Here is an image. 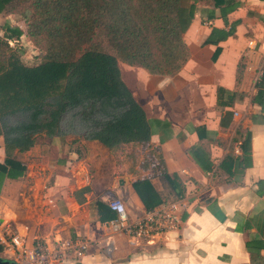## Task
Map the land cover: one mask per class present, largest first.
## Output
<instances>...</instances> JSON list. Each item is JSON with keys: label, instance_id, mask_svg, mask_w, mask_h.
<instances>
[{"label": "crops", "instance_id": "1", "mask_svg": "<svg viewBox=\"0 0 264 264\" xmlns=\"http://www.w3.org/2000/svg\"><path fill=\"white\" fill-rule=\"evenodd\" d=\"M237 1L224 24L219 10L183 0L182 12L194 6V16L183 33L189 59L176 75H150L118 62L150 125L143 160L135 143L110 151L98 141L79 144L74 135L38 133L32 148L14 152L25 171L0 187L2 218L29 238L79 236L93 243L82 258L60 264H264V104H252L256 91L249 93L264 63V0ZM218 88L235 93L232 107L218 106ZM227 111L232 119L222 125ZM238 130L251 135L249 157L220 169L226 157L242 159ZM163 173L176 176L182 188L178 229L140 243L112 234L102 208L106 197L121 199L134 220L146 211L134 183L147 179L161 203L179 196ZM0 259L7 260L2 252Z\"/></svg>", "mask_w": 264, "mask_h": 264}, {"label": "trees", "instance_id": "2", "mask_svg": "<svg viewBox=\"0 0 264 264\" xmlns=\"http://www.w3.org/2000/svg\"><path fill=\"white\" fill-rule=\"evenodd\" d=\"M14 2L15 7H8ZM182 2L0 0V15H23L25 25L24 30L0 24V136L5 149L0 187L5 179L22 177L25 167L14 152L28 151L41 132L47 138L82 135L110 151L150 141L148 119L122 82L117 65L136 66L150 75H176L189 59L183 33L194 16V6L182 12ZM195 2L219 10L224 24L239 5L237 0ZM23 37L42 53L40 66H25L20 52L9 46ZM60 68L68 71L64 83L56 73ZM242 70L240 61L237 84ZM255 88L251 103L263 105L264 70ZM234 95L218 88V106L232 107ZM232 115L227 111L220 124L225 125L227 117L231 121ZM236 134L243 138L242 159L226 157L220 169L229 164L234 168L249 157L250 133L238 130ZM163 177L175 196L182 193L176 176L163 173ZM134 190L146 211L167 202L161 203L147 179L134 183ZM102 208L107 221L116 217L108 206Z\"/></svg>", "mask_w": 264, "mask_h": 264}, {"label": "built area", "instance_id": "3", "mask_svg": "<svg viewBox=\"0 0 264 264\" xmlns=\"http://www.w3.org/2000/svg\"><path fill=\"white\" fill-rule=\"evenodd\" d=\"M16 43L12 40L9 44ZM248 48L254 49L253 41ZM264 68L254 73L249 93L256 91ZM236 116V114H234ZM184 199L179 195L176 199L162 203L157 208L144 211L142 216L130 219L129 212L121 199L107 196L106 203L116 217L109 221L108 226L114 235H125L130 241L140 243L174 232L181 223L180 213L184 208ZM92 242L83 237L57 238L45 240L14 229L0 214V247L5 258L15 264H60L67 260L82 258L92 246ZM111 244L105 245V252H111Z\"/></svg>", "mask_w": 264, "mask_h": 264}, {"label": "rangeland", "instance_id": "4", "mask_svg": "<svg viewBox=\"0 0 264 264\" xmlns=\"http://www.w3.org/2000/svg\"><path fill=\"white\" fill-rule=\"evenodd\" d=\"M15 4H16L15 2L14 3H10L8 7H10V8L12 7L13 8V7H15ZM23 21H24L23 15H17V14H4V15L1 14L0 15V24H9L10 26L20 27V28L25 30V25H24ZM9 46L11 48L16 49L17 51L20 52L21 60H22V62H23V64L25 66H27L29 68H36V67L40 66L42 53L40 51H38L36 48H34L33 45L31 44V42L26 40L25 37H23L22 39H20L16 43H12V45L9 44ZM56 73L57 74L60 73L59 77L62 79V83H64L66 75L68 74L67 69L60 68V69L57 70ZM119 73H120V70H119ZM120 77H121V75H120ZM75 140L79 144H81L80 140H84V141H88V142L96 141V140H93V139L92 140H87V139H85V137H82V135L75 137ZM138 145H140V144H138ZM146 149H147L146 145H142L138 149L137 154H138V156L141 157L140 160H143L142 158L145 156ZM112 160L115 161L113 158H112Z\"/></svg>", "mask_w": 264, "mask_h": 264}, {"label": "water", "instance_id": "5", "mask_svg": "<svg viewBox=\"0 0 264 264\" xmlns=\"http://www.w3.org/2000/svg\"><path fill=\"white\" fill-rule=\"evenodd\" d=\"M0 264H15V263L7 261V260L4 261V260L0 259Z\"/></svg>", "mask_w": 264, "mask_h": 264}]
</instances>
